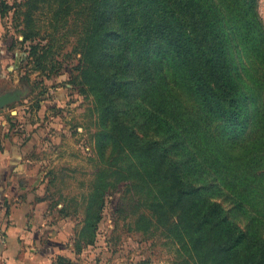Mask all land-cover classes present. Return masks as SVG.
<instances>
[{"label": "trees", "instance_id": "16d2710c", "mask_svg": "<svg viewBox=\"0 0 264 264\" xmlns=\"http://www.w3.org/2000/svg\"><path fill=\"white\" fill-rule=\"evenodd\" d=\"M76 1L91 21L77 38L75 69L80 86L95 96L101 124L109 122L113 160L127 148L120 179L140 180L152 192L147 207L155 223L191 256L209 264H264V238L254 229L264 225V183L256 171L257 156L264 155V29L257 0ZM10 9L0 0L1 18ZM22 32V42H31L33 69H41V42H32L36 36L26 24ZM233 49L244 69L238 75ZM180 87L192 106L177 94ZM253 127L261 134L249 139ZM206 175L263 214L254 212L253 224L239 227L197 185ZM244 184L247 191L240 190ZM234 205L247 210L241 201ZM99 220L85 219L92 232L78 249L79 242L93 243ZM68 262L58 257L55 264Z\"/></svg>", "mask_w": 264, "mask_h": 264}, {"label": "rangeland", "instance_id": "374dc122", "mask_svg": "<svg viewBox=\"0 0 264 264\" xmlns=\"http://www.w3.org/2000/svg\"><path fill=\"white\" fill-rule=\"evenodd\" d=\"M4 1L11 9L0 17V46L4 53L6 48L9 52L0 59V95L16 100L0 113V136L11 134L25 145L28 180L35 183L29 185L30 193L37 196L44 217L41 226L60 235L68 264H209L202 255L193 257L180 249L170 230L155 223L147 207L152 192L148 193L140 180H122L116 173L126 163L127 148L125 152L119 150L118 160H113L109 122L105 119L107 122L101 124L95 96L87 86H82V91L75 69L77 38L84 23L91 21L86 5L76 0ZM256 10L264 29V0H257ZM25 24L26 32L36 36L32 42L42 45L38 46V55L42 56L38 70L33 69L35 57L28 59L31 42H22ZM231 52L232 69L238 75L244 70L242 60L235 49ZM254 66V61L248 64L251 69ZM177 94L187 100H183L185 106H192L183 88L177 89ZM119 106L122 112L128 108L123 100ZM135 130L142 132L137 126ZM251 130L249 139L261 134L257 127ZM259 156L258 182L264 183V155ZM211 177L200 176L196 183L228 211L239 227L246 229L253 224L254 212L263 214L227 188H216L218 180ZM240 190L248 189L244 184ZM237 201L247 210L237 209ZM87 216H99L100 220L93 243L79 242L78 249L77 242L91 236V228L84 223ZM143 218L149 220V227ZM254 227L264 238V225Z\"/></svg>", "mask_w": 264, "mask_h": 264}, {"label": "crops", "instance_id": "0c3cea01", "mask_svg": "<svg viewBox=\"0 0 264 264\" xmlns=\"http://www.w3.org/2000/svg\"><path fill=\"white\" fill-rule=\"evenodd\" d=\"M1 49L0 59L9 53ZM28 158L17 137L0 136V228L5 234L0 264H55L65 257L60 235L41 226L44 217L37 196L30 193L35 183L28 180Z\"/></svg>", "mask_w": 264, "mask_h": 264}, {"label": "water", "instance_id": "95a60500", "mask_svg": "<svg viewBox=\"0 0 264 264\" xmlns=\"http://www.w3.org/2000/svg\"><path fill=\"white\" fill-rule=\"evenodd\" d=\"M16 100V97L11 95H0V112H2L7 104Z\"/></svg>", "mask_w": 264, "mask_h": 264}, {"label": "built area", "instance_id": "2783aa9c", "mask_svg": "<svg viewBox=\"0 0 264 264\" xmlns=\"http://www.w3.org/2000/svg\"><path fill=\"white\" fill-rule=\"evenodd\" d=\"M5 241V234L3 230L0 228V243H3Z\"/></svg>", "mask_w": 264, "mask_h": 264}]
</instances>
